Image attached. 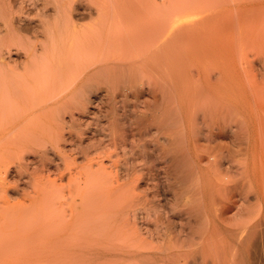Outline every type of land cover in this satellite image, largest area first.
I'll list each match as a JSON object with an SVG mask.
<instances>
[{
    "label": "bare ground",
    "instance_id": "1",
    "mask_svg": "<svg viewBox=\"0 0 264 264\" xmlns=\"http://www.w3.org/2000/svg\"><path fill=\"white\" fill-rule=\"evenodd\" d=\"M21 1L0 0V14L3 15V21H5V33L0 34V59L2 60V52L4 50L10 52L13 48L18 49V47H21L22 45L25 46L27 54L26 59H24L26 60L25 63L22 65L18 64V67L22 66V68H20L22 72L17 77H14V79L12 77V72L19 69L18 68L17 70H14L17 68V66L14 65L13 70H11L12 72L7 69L11 73L10 77L12 78H10V80L5 79V76L4 79L0 78V136L5 133L7 135V132H10L11 130L13 131V129L25 132V134L31 132L33 129V113L35 112L36 107L41 108L40 104L37 102V100L41 99L40 96L39 98L37 97L39 92H43V90H45L46 94H48L52 88L55 90L54 87L58 84L60 85V81L62 83V80L67 76V78L70 77L69 81H66L70 82L69 85L67 84L68 90H72L76 94L79 89L81 90L82 86H80V83L83 77L89 71L96 72L100 68V65H102L101 68H105L109 71V69L114 66V63L116 62L112 63L111 61L113 59L112 54H114V50V55L117 56L115 59H122L118 66L120 65V67H124L123 70L126 66L130 68V64H133V62L136 61V66L134 67H137L138 71L136 70V72L134 69L133 77L130 78V81H132L133 85L136 86L138 94L142 89L141 85L138 84L139 81L137 80L138 78L140 80V76L138 75L139 72L141 75H143V78L147 75V73L150 74L156 72V70L159 71L160 69V72L164 70L161 73L162 75H159L160 72H156L159 75L156 81L153 83L148 81L149 90H147L148 94H150V97H147L146 100L143 101L146 104L145 107L147 112L153 113L154 117H156V120L160 122L161 126L158 128H163L162 131L166 128L165 122L167 123L168 128L165 130V132H169L170 130V133L174 132L173 128H175L176 123L181 125L179 127H182V133L180 137L181 140H178L179 143H177V140H175L176 138H173L174 136L170 137V139L167 137L169 139L167 140L169 145L167 150H163V153L165 155L166 152L164 151H167L169 155V151H172L173 153L170 155L171 158L167 154V156L164 157L162 156L163 153L162 155L160 154L162 151L161 147V151L157 149L160 153H158V151L156 153L160 155L159 158L162 157L161 159L168 157V160H171V165L169 164V161L167 164H169V169L172 170L173 174L171 184L173 191V203H171L172 206L170 205L172 207V216L175 215L177 210L181 209L182 211H179V225L177 226L173 220L170 223L166 220L168 224L166 229L164 228L163 234L161 236L158 232H155V230H152L150 227H147L146 230L142 229L147 232L146 234H148L150 237V239H148L146 234V236L143 235L138 231V228L136 226H134V228L133 225H131L133 228L128 226L130 229L127 228V231H123L120 223L114 216H112V213L110 212L111 208L109 209L110 211L108 210L105 213H98L95 214V216L92 215L93 217H90V215L89 219H86L82 213L81 215L84 218H82V216L80 217V215V218H78V214L75 213V215L71 216L69 220L65 218L64 221L59 220L60 222L58 223V220L56 221L55 219L57 218V215L63 219L64 217L63 215L61 216L59 214V211H57L51 203L49 208H53L52 210H54V212L49 211V214H43L42 212L40 217L36 216V219L33 218V221L29 219L31 222L26 224V221H29L28 219L26 220L27 213H24L26 207L24 210H22V206H17L15 208L16 210L11 208L13 212L10 213L9 211L11 209L8 207L10 206L9 204H6L8 210L3 207L5 206L4 204L3 206L0 204L2 209L4 208V210L0 208V264H35V260L39 259L38 256L41 257L40 259H44L43 250L45 247H47V252L55 250L54 252L52 251L54 254L52 252L50 253L54 255L55 258H60L57 260H61L62 257L63 260H66V257L67 259L70 257L71 259L69 258V261H73L74 258L75 260L76 258H87V256L91 254V248L84 252L86 249V243V246L90 247V243H94L92 245H96L98 242L104 239H109L110 236L119 238V240L123 242L122 244L126 242L125 240H130L133 242L128 246L130 248H133L132 245H135V248L140 247L138 250H142L143 248H149L148 250L151 251L152 249L155 251L159 250L158 252L154 251L155 253H152L154 258H151V255L150 257L148 256L149 254H147V252L150 251L146 250L147 255L140 252L142 253V256L145 254L143 259L148 256L150 261L151 259L153 261L154 259L158 258L157 261L166 259L165 261L170 264L173 262V264H264V0H115V3L111 5H107L103 0H98L94 6L96 12L95 14L98 15V18H95L94 20L96 22L93 23L92 21H89L90 24L88 23V25L85 23L86 26L83 25L85 27L79 31L75 30V24L74 29L72 30L77 33L79 32L80 34L83 33L84 36H81L80 34L78 36L77 33L72 32L71 30L70 31L72 33L69 31L71 33L69 34L73 35L74 37L73 42H78V44H75L77 45V48L74 46L75 49H72L76 52L65 53V51L62 49L65 54H62L63 56L61 58H57L58 60L55 59L56 57L60 56H57V54L56 57L54 56L55 58L52 56V54L50 58H48L49 56L45 57L42 55V57L44 56L45 58H48V61H46L47 59H44L43 57V61H45L44 64H42L43 61L41 62V60L40 62L39 60L36 61V57L32 58L35 55L31 54L33 53L34 47L31 42H33L34 39L33 41H30L29 36L27 37L19 34L20 29L24 30L27 27L25 28L23 25L17 26L15 22H13L14 9L17 7L19 9L18 12H20V10L25 7L22 6ZM63 1L64 0H61V2ZM65 2L68 4L69 1ZM58 6L62 7V5ZM67 6L69 8L71 7L70 5ZM88 7H90V5ZM66 8H64V10ZM69 12L70 11L68 10V13ZM91 14L89 13V15ZM184 14L192 15V17H189L188 15L186 16L188 21L189 18H191V20L188 22V24H186V18H181V20L184 19L186 22L181 23L178 31L172 34V41L168 39V41L170 40L169 42H171L168 43L170 48L167 49V46H159L158 40L156 41V39L159 37V34H162L161 31H164L162 30V27L168 15H170L169 17H171L172 20H174L179 16L183 17ZM71 23H73V21H71ZM81 26L82 24L79 27L82 28ZM62 27L60 32L63 29ZM79 27H76V29H80ZM114 28L115 30L117 29L116 33H114V30H112ZM163 29H165V27ZM1 31L2 30L0 29V33ZM56 31L58 30L56 29ZM58 34L62 36L59 31ZM170 35L168 36L169 38ZM61 36L60 39L68 37V40H70L69 38H71L69 36ZM75 36L78 39H75ZM54 41L57 42L56 39ZM54 41H51V43ZM112 41L113 43H111ZM148 43L152 45L153 43H156V45L159 47L153 51L149 50L151 48L145 49L144 47V51L146 50V52L144 53L142 51L144 54H139V51L142 50L144 44L148 45ZM47 44H49V42ZM47 44L44 46L46 47ZM54 44L52 48L55 51ZM63 45L66 46L65 44ZM179 46L185 48V50L179 48L180 51H185V53L181 51L183 53L181 57L180 55H177ZM48 48L49 47H47V49ZM42 49L45 50V48ZM59 49L61 50V48ZM49 50L47 52H49ZM72 50L70 49V52ZM126 50L130 51L128 52L129 55H127V53L125 58H119L118 54L120 55L121 52L118 53V51L127 52ZM237 54H240V57H244V64L243 66L241 65L242 70H244V76L241 75V77L238 73L240 67L238 66V68V64H235V61H237L235 60ZM31 55L33 56L31 57ZM121 55L124 56L123 54ZM255 57L257 58L254 59ZM257 59L259 60L260 63H258L261 66L253 64V61ZM245 60L250 64L247 62V64H245ZM0 62H3V60ZM129 62L131 63L129 64ZM186 62L190 63L191 66L193 65L192 70L193 73L195 72L196 76H194V74L192 75V71L190 72L192 76H190L192 78H197H194L198 82L196 84H199L197 85L199 88L196 92H191L190 90L187 91L180 85V78L183 77V75L181 76L180 74V70H184V65ZM38 63H41V65ZM244 65L248 66L245 67ZM76 66L81 70H79L77 73L73 72V75L71 70ZM95 68L98 69L94 71ZM133 68L130 69L133 70ZM5 71H3V73H5ZM54 71V74L57 72V77L53 76L54 78H50L49 74ZM9 72L7 75H4L8 77ZM68 75L70 76L68 77ZM137 75L139 76L138 78ZM161 76H163L164 81L168 84L167 89H163L160 87V85H158ZM11 79L13 81H11ZM41 83H45V87L44 84L41 85ZM37 84H40V86H43L44 88L42 87L43 89L41 88V90L39 88L40 86ZM137 85H140L138 86L139 88H137ZM76 87L80 88L77 89ZM57 88L55 93H57ZM64 89H66V87L63 88L62 91H64ZM160 90L161 93L158 94ZM65 92L66 90L62 93L58 92L57 94L59 95L54 98V103L58 102L59 100L63 101L61 99L65 96ZM53 93L51 91V96L55 94ZM68 95H70V97L73 96L69 93ZM193 95H196L195 102L199 101L200 105L202 106V108H200L201 106L198 107V110L200 109L199 112L203 110L201 112L203 113L202 121H198L199 119H195L194 117L193 118L196 121L191 119L192 117L189 109H193L194 106L199 105L192 104L194 103L192 101L195 97H193ZM75 98L72 97L71 100L75 102ZM67 100L70 101V99ZM68 103L69 102L66 104ZM61 104L62 106H66L65 103V105L63 103ZM74 104H76V102ZM70 105L73 107L71 103L67 106L69 107ZM76 105L78 106V104ZM247 106L255 108V112L250 110L251 107L249 108ZM242 107H247L249 109L243 108L242 111ZM194 109L197 110L196 107H194ZM66 111L67 113L69 112L68 110ZM47 112V107L45 109L43 108V110H40L39 116L43 121L47 118ZM248 112L249 115H253L257 112L256 114L258 116H256V114L254 115L256 117L255 119L258 118L257 121L253 119L254 116L252 117V115H248L250 120L253 119L250 121V124L248 123V120L245 119L246 121H244L243 114ZM201 113H199V115ZM235 113L240 114V116L243 115L241 117L243 120H239L240 118L238 119V117H240L239 115H237L236 118ZM232 116L236 118V120L234 118L235 121L232 119ZM258 120L260 122H258ZM243 121L244 124L242 123ZM253 121L258 122L259 124L262 122V127L259 125L257 129L259 130L257 137L254 135L255 128H253V125L256 123ZM245 122L248 124L246 125ZM240 123H242V127L239 125ZM47 125H49V123ZM245 125L247 126V129H245ZM50 127L51 126L49 125L47 129H50ZM40 128L44 127L42 126ZM177 128L178 127H176V129ZM244 129L247 131V135H245L247 138L240 139V134L242 133L241 131L245 132ZM50 130L48 131L49 134L51 133ZM229 132L231 134L230 136H227ZM244 132L242 134L243 137ZM260 132L261 134L259 135ZM159 133L163 134L160 131ZM174 134H176V132H174ZM2 138L4 139V137ZM30 140L31 139H22L18 143L16 141L8 142L5 140L7 143L4 144L5 148H3L8 153L4 152V154L7 153L8 156L11 157L9 153H11L12 150H15L13 148L16 147V144L18 145L20 143L22 147H29ZM243 140H247V142ZM152 141L154 142L153 139ZM241 142L243 145L245 143V149L243 147V149L240 148L243 146L241 145ZM178 146L181 150V153L177 156L176 153ZM131 151H133V149H131ZM240 151H242L243 155ZM240 153L243 156V160L241 162L240 159H242V156H240ZM11 154L13 155V153ZM8 156H4L5 159L3 156H1L3 157L2 160L4 162L8 161L10 159ZM257 157L260 159L263 165L261 166L262 169H259L261 170L259 172L257 168ZM2 160L0 163H3ZM181 162H183V165L179 166V163L181 164ZM127 163L129 164V162ZM130 169L131 168H129V170ZM145 169L147 170V168ZM88 171H90V174L86 171L87 175L85 174V179L88 178V180H91L92 175L97 177L98 174L96 175L95 173H91L92 171L90 168ZM104 171L105 169L99 171V174L102 176L101 178L105 177L106 171L105 173ZM130 171L127 170L126 173H130ZM82 173L84 174V172ZM133 173H131V180H129L130 177H128L129 179L127 178L129 180L128 185L130 183L133 185L132 177L135 178V174L133 175ZM109 176L111 177V175ZM96 177L91 180L92 183H94V188H96L98 185H96L94 182ZM86 181L87 179L85 182ZM50 182V188L48 185L45 191H49L50 194L52 193V195H55L56 192L53 191V188L56 190L54 185L55 182ZM122 182L125 184V181L122 180ZM38 183L39 181L37 182V185ZM89 183L90 181L86 185H89ZM41 185L39 186L42 187ZM125 185V187H127L125 189V193H127L128 190H130L129 188H131V184L127 186L126 182ZM92 187L93 185L90 186L91 189ZM111 187L112 185H110V188ZM114 187L118 188V186H113L110 190L109 187H103V191L101 188H97L96 191L95 189H92L95 193L89 188L91 193L88 192L89 190H86L87 192L85 194L90 195L93 193L95 196L96 192L101 189V195L96 194V196H98L97 201L99 196H101V201L103 202H101L99 199L98 203H104L103 199H106L105 203H107L109 202L108 199H114L113 197H110L112 196L111 194L114 195L115 192L118 193L119 191V189H113ZM133 187L134 186H132V188ZM44 188L46 187L43 185L42 189ZM59 189H61L60 186ZM56 191L57 195L54 196V200L59 199L61 196V190L59 192L58 187ZM58 192L60 194H58ZM119 194H121V192ZM46 195L48 196V193H45V196ZM52 195L48 196L50 197V200H52ZM89 195H87V197ZM48 197H45L44 200H46ZM176 202L180 203H178L179 206L183 205V209L181 208L182 206L175 209ZM101 203L98 205H102ZM112 204L113 200L111 201V205L109 202V204H106V206L108 205L109 207L110 205V207H114ZM92 205L94 204L92 203L91 206ZM86 206L87 205H85V207ZM30 207L34 208L35 206ZM108 207L104 206L105 211L108 209ZM5 210L9 213L5 212ZM31 210L34 209H30V212H32ZM95 211L97 213V210ZM55 212H58V214ZM179 212L177 211V214H179ZM119 213L121 214V211L118 212V214ZM157 213L158 218L161 219L162 215L159 214V212ZM51 214L55 216L53 217ZM42 216L44 217V220L47 219L46 222L43 219V222L41 221L40 218ZM47 216H49V218L51 216V218L48 219ZM119 217L123 219L124 216L121 214ZM119 217H117V219ZM79 219H81V221ZM40 222H42V224L45 222V224L41 226L43 229L40 228ZM77 224H79V226H77ZM30 225H32V227H30ZM80 227H85L83 228L84 232ZM79 230L81 231L80 233L78 232ZM86 230L87 232L91 233L92 237L86 234ZM154 234L155 238H153ZM157 238L160 239V241L157 240ZM151 239H156V243H158V245L155 243V241L153 244ZM49 246H52L55 249L48 248ZM155 248H157V250ZM37 251L40 252L38 253ZM50 253L49 255L51 256ZM38 261L40 263V260ZM150 263L152 262H149L148 264Z\"/></svg>",
    "mask_w": 264,
    "mask_h": 264
},
{
    "label": "rangeland",
    "instance_id": "2",
    "mask_svg": "<svg viewBox=\"0 0 264 264\" xmlns=\"http://www.w3.org/2000/svg\"><path fill=\"white\" fill-rule=\"evenodd\" d=\"M65 1H67V2L69 1L68 4H66ZM97 1L98 0H73V1L72 0L71 1L70 0H64L63 2H61V0H24V1L22 0L21 4H22V6H25V7L22 8L20 10V12H18L19 9L17 7L14 9L13 14L15 16V20H17V21L14 20V16H13V22H15V24L17 26L23 25V27H25V28L27 27L26 28L27 30L26 29H24V30L20 29L19 34H21L23 36H27V37L29 36L30 41H33V39H34V41L31 42V44L34 46L33 47V53H31V54H33V55L35 54L37 56L31 55V57L33 56L32 58L36 57L35 58L36 61L39 60V62H40V60H41V62H42L44 56L45 57L49 56L48 58H50L51 54L53 57L54 56L56 57V54H57V56L58 55H60V56H58L56 58L54 57V58L59 59L63 56L62 54H65L66 52H69V53L76 52L75 50H72V49L77 48L76 47L77 45H75V44H78V42L74 43L75 42V41L73 42L74 37H73V35H70L72 32H75V31H72L74 29V25L76 24L75 30L79 31V30L83 29V27H85L86 24L87 25H88V23L90 24L89 21H92L93 23L96 22L94 20H95V18H98V15L95 14L96 12H95L94 6L97 3ZM103 1L107 5H111V4L115 3V0H103ZM64 2H65V4H64ZM70 2H72V3H70ZM93 2H95V3H93ZM18 4H19V2H18ZM91 4L92 5L94 4V5L92 6ZM58 5H62L63 8L61 6H58ZM63 5L66 6L67 8L64 7ZM67 5H70L71 7L69 8ZM89 5L91 8L88 7ZM58 8H60V9H58ZM64 8H66L65 10L67 13L65 12ZM67 9L70 11L69 13L71 15L68 13ZM89 13L90 14L92 13V14L89 15ZM83 14H85V15H83ZM63 15H65V16H63ZM187 15L188 14H186V15L184 14L183 17L179 16L178 18H176L174 20H172V18L169 17L170 15H168V17L164 21V24L162 27V30H164L165 32L161 31L162 34H159L158 35L159 37L157 36L158 38L156 39V41L158 40L159 46H161V47L167 46V49L170 48L168 43H171L169 41L171 40L172 34H174L178 31L181 23H183V22L185 23L187 21L186 24H188V22L191 20V18H189V21H188V18L186 17ZM188 16L192 17V15H188ZM181 18H184V19L186 18L185 19L186 21L184 19L181 20ZM3 20H4L3 15L0 14V29L2 30L0 34L5 33V30H4L5 21H3ZM69 20L73 21V23H71V21H69ZM70 24L72 27L70 26ZM78 24H79V26L82 24V26H81L82 28H80L78 26ZM186 24H184V25H186ZM83 25H85V26H83ZM61 27L63 29L60 32ZM76 27H79L80 29H78V28L76 29ZM164 27H165V29H163ZM55 28L59 31L60 34H62V36L58 34V31H56ZM65 30H66V33H65ZM112 30H114V33H116L117 29L115 30V28H114ZM63 32L65 33V36L71 37V38H69L70 40H68V37L64 36ZM75 33H77V32H75ZM170 33H171V35H170ZM25 34H27V35H25ZM53 34H54V37H53ZM79 34L80 33L78 32L77 35L79 36ZM82 34H80V35L84 36V34L83 35ZM169 35H170V38L168 37ZM46 36H47V39H46ZM60 36L65 37L64 39L61 38L64 41H62L60 39ZM55 39L57 42L54 41ZM75 39H78V38H76V36H75ZM168 39H170V40L168 41ZM44 40H45L46 44L49 42V44H47L46 47L44 46V45H46ZM46 40H48V41H46ZM51 41H54V42L51 43ZM60 41H62V42L59 43ZM67 41L69 42V44ZM77 41H79V40H77ZM156 41H154V42H156ZM111 43H113V41ZM53 44H54L55 51L52 48ZM63 44H65L66 46H64ZM36 45H37V47H36ZM49 45H51V46H49ZM153 45L150 43H148V45L144 44L142 50L139 51V54L146 52V50L144 51V47H145V49L151 48V49H149L150 51H153V50L157 49V47H159L156 45V43H153ZM41 46H42V48H45V50H43L41 48ZM55 46L58 48H56ZM74 46H75V48H74ZM47 47H49V48L47 49ZM152 47H154V48H152ZM59 48H61V50L63 49L65 51V53L63 52V50L61 51ZM179 48L184 49V50H185V48H182L180 46L178 47V50H177L178 54L177 55H180V57H181V55L183 54L182 52L185 53V51L181 50L182 51L181 52ZM18 49H14L13 51L11 50L10 52H7L4 50L2 52L3 62H0V65H1L0 66V70H1L0 71V75H1L0 78L1 79H4V76H5V79H7V80L8 79L10 80V78H12V77L14 79V77H17L22 72V70L20 69V68H22V66H20V67H18V66L24 64L26 61V60H24L27 57L26 48H25V46L22 45L21 47H18ZM46 49H47V51L50 49L49 52H47ZM58 49H59V51H58ZM70 49L72 50L71 52H70ZM50 51H51V53H50ZM179 51H180V53H179ZM41 52H42V54H41ZM119 52H121V54L124 55V56H122L120 54L121 55L120 56L118 54L119 58H122V57L125 58L126 54L130 51H127V52L118 51V53ZM114 54H115V50H114ZM114 54H112L113 59L111 61H112V63H114V62L117 63V64L114 63L115 67L113 66L114 68L112 67L111 68L112 70L109 69V71H108L105 68H101L102 65H100L101 69L99 67H98L99 69L98 68L94 69V71L96 69H98L96 72L89 71L87 73L89 75L86 74L83 77V79L80 83V86H82V87H81V90L79 89L76 92L77 95L75 94L74 91L68 90V85L70 82H66V81H69L70 75H68L69 78H67V76H66V78H64L62 80V83L60 81V85L58 84L54 87L55 90L58 87L57 91H56L57 93L58 92L62 93L66 90V92H65L66 97L64 96L63 97L64 99L63 98L61 99L63 101L59 100L60 102L58 101V102L54 103V101H55L54 98L57 97V95H59V94L55 93V90H53V88L51 89L52 93L53 92L55 93V94L53 93L54 94L53 96H51V91L48 94H46L45 90H43V92L42 91L39 92L37 97L39 98V96H40V98L42 100L39 99V100H37V102L40 104L41 108L36 107V110L33 113V122H32L33 129L31 132L25 134V132H22L20 130H18V131H20V132H18L16 129H15L16 131L13 129V131L12 130L10 132L8 131L9 133L7 132V135L5 133L2 136H0V141H1L0 142V155L2 154L1 156H3V157L8 156V154H7L8 152L5 151V149H4L5 148L4 144H6L7 141L8 142L9 141H11V142L16 141L18 143L22 139H31L29 147H22L19 143L18 145H20V146H18L16 144V147L13 148L15 150H12V152L8 150L9 152L13 153V155L11 153H9L11 155V157L8 156V157H10V159L8 161L4 162L2 160L3 157L0 156V159L3 161V163H0V199H1L0 204H2V206L4 204L5 205V206H3L4 208L7 209L6 204H9L10 206H8V207L10 209L12 208L13 210L17 206L18 207L22 206L23 207L22 210H24V208L26 207L25 212H24V213H27V215L25 214L26 220L31 219L33 221L34 219H36L35 218L36 216L40 217L42 212H43V214H45V213L49 214L50 212H54V210H52L53 208H49L51 206V203H52V206H54L56 208V210L59 211V214L61 216L63 215V217H64V219H63V218H60L59 215H57V218H55V219H56V221L58 220L57 221L58 223L60 222L59 220L64 221L65 218L69 220L71 216L75 215V213L78 214L77 215L78 218H80L82 216L81 215V213H82L84 215V217H86V219H89L90 217L95 216V214L103 213V212L105 213L111 208V211L110 210L109 211L112 213V216H114L116 218V220L120 223V225L123 228V231H127L128 229H130L132 227L131 225H133V227L136 226L138 228V231L141 232L143 235H145L147 233L144 230H146L147 227L148 228L150 227V228H152V230L154 229L155 232H158L159 235L161 236L163 234L164 228L166 229L168 222L170 223L172 220L175 222V224L177 226L179 225V219L178 218H179L180 212L182 210L178 208L179 210H177V211L178 212L180 211V212H179V214H177V211H176L175 212L176 216L175 215L172 216V212H171L172 211V207H171L172 204L171 203H173L172 202L173 191H172V186H171L173 174H172V170L169 169L170 168L169 164L171 165V160L169 161L168 157L164 158V159L167 158L166 159L167 161L164 159H161L162 157L159 158L160 155L156 154V153L158 150L159 151L162 150L161 153L158 151V153H160L162 155L163 150L168 149L169 144H168L167 140H169L170 137H172V136H174L173 138H176L175 140H177V143H179L178 140H181L180 137H181V133H182V127H179L181 125L176 123L175 128H173L174 132H176V134H174V132H171L172 133L171 134L170 133L171 130L169 132L168 131L165 132V130L168 129L167 123L165 122L166 128H165V130L162 131L163 128H161V129L158 128L159 126H161L160 122L158 120H156V117H154L153 113L147 112L146 107H145L146 104L144 102L147 97H150V94H148V90H149L148 81L150 83H153L154 81H156L157 77H159V75L164 70L161 72H160L161 69L159 71L156 70L157 73L160 72L159 75L156 72L152 71L153 73H150V74L147 73V75L144 76L143 78H142L143 75H141V73L139 72L138 75L140 76V80L138 78L139 77L138 75H137V78H138L137 80L139 81L138 84L141 85L142 89H141V92L139 91L140 93L138 94L136 86L133 85L132 81H130V78L133 77L134 69H135V71L136 70L138 71V68L134 67V66H136V63H135L136 61L133 62V64L131 62H129V64L131 63L130 68L134 67L133 70L127 66L123 70L124 67L122 68V67H120V65L118 66V64L122 61V59L121 60L115 59V57L117 58V56ZM42 55H44V56L42 57ZM127 55H129V53ZM239 55L240 54L236 55L237 58L235 57V60H237V61H235V60L234 61L236 62L235 63L236 65L238 64L237 67L238 66L240 67V69L238 70L239 71L238 73L240 74V77H241V75L244 76V70H242V67H241V65L243 66V64H244V61H243L244 57L241 56L242 57L241 58ZM45 57H44V59H47L46 61H48V58H45ZM53 57H51V58H53ZM238 58H241L242 60L238 59ZM256 58L257 57H255L254 59H256ZM2 60L0 59V61H2ZM257 60L253 61V64L259 66L260 62H259V60L258 61ZM240 61H243V62H240ZM44 62L45 61H43L42 64H44ZM246 62L247 61L245 60V64L249 63V62H247V63ZM14 65L17 66V68L14 70H17L18 68L19 69L17 71L12 72L11 70H13ZM39 65H41V63ZM132 65H133V67H132ZM184 66H185L184 70L183 71L180 70L181 76L183 75V77L180 78V80H181L180 85L183 89H185L187 91L190 90L191 92H196L197 89L199 88V86H197V85H199V84H196L198 82H197V80H195L197 78L194 77L196 75H195V72L193 73V70H192L193 65L191 66L190 63L186 62ZM244 66L247 67L248 65H244ZM1 68H3V69H1ZM7 69L13 73L12 77H10L11 73ZM79 70H81V69H79V67L76 66L75 68H73L71 70V72L77 73V72H79ZM3 71H5V73H3ZM8 72H9V74L7 77L6 75ZM190 72L192 73V75L194 74L193 77L195 79L191 77L192 75ZM54 73H55V71L51 72V74H49L50 78H54L55 76L57 77V75H56L57 72H56V74H54ZM4 74H6V75H4ZM135 74H137V73H135ZM164 74H165V72H164ZM73 75H74V73H73ZM88 76H89V78H88ZM90 79H92V80H90ZM93 80H95V81H93ZM11 81H13V80L11 79ZM143 82H144V84H143ZM38 83H40V82H38ZM42 84H44V87H45V83H41V85ZM37 85L40 86V84H37ZM140 85H137V88H139L138 86H140ZM158 85H160V87L163 89L168 88V84L164 81L163 76H161V79H160ZM42 87L40 86L39 88L41 89ZM65 87H66V89H64V91H62V89ZM76 88L78 89L80 87H76ZM60 89H61V91H60ZM134 92L136 93V95ZM68 93L72 94L73 98H75V97L78 98V99L75 98L76 99L75 102H76V104H78V106L76 104H74L75 102L71 100L72 97H70V95H68ZM160 93H161V90L159 91L158 94H160ZM41 95H46V96H41ZM48 95H50V96H48ZM193 97L194 98H193L192 102H194V103H192V104L193 105L199 104V105L194 106V107H196L197 110H195L194 107H193V109L191 108L192 110L189 109L190 113H191V117H192L191 119L197 118V119H199L198 121H200V120L202 121L203 120V118H202L203 113H201V112L203 110H201V112H199L200 109L198 110V107L201 105H200L199 101L195 102L196 101V99H195L196 95H193ZM66 98L70 99V101L67 100ZM75 99H73V100H75ZM67 102H69L68 104L71 103L72 106L74 104V106L71 107V105H70L68 107L67 106L68 104H66ZM61 103H63V104L65 103L67 107L62 106ZM191 105H190V107H191ZM46 107L48 108L47 118H46V120L43 121L40 118L39 114H40V110H43V108L45 109ZM56 107H57V110H56ZM62 107H64V108H62ZM247 107L250 108L251 106H247ZM247 107H242L241 110L243 111V108H247ZM65 108H66V110L69 111L68 113L65 110ZM200 108H202V106ZM249 108H247V109H249ZM252 108L253 107H251L250 110H253V112H255V110H254L255 108H253V109ZM49 110H51V111H49ZM198 112L201 114L199 115ZM50 113H52V114H50ZM239 113H241V112H239ZM250 113H252V112H250ZM255 114L249 115V112H248L246 114H243L244 116L243 115L242 116L244 118V121L248 120V123L250 124V121H252L253 119L256 118L254 116ZM237 115L240 116V114H236L235 117ZM248 115L249 116L252 115V117L254 116L253 119L251 118L252 120H250ZM242 116L238 117V119L240 118L239 120H243V118H241ZM256 116H258V115L256 114ZM199 117L202 119H200ZM235 117L232 116V119L234 120ZM236 118H235V120H236ZM157 119H158V117H157ZM257 119H255V120L257 121ZM143 120H145V121H143ZM244 121L242 122L243 124H244ZM46 122H47V124L49 123V125L51 126L50 127L51 130L49 128L47 129V127H49V125H47ZM258 122H260V121L258 120ZM258 122H254V123H256L254 125L255 126L257 125L256 127L253 125V128H255V130H254L255 137L258 136V132H259V130H257L258 126L262 124V122H261V124H259ZM233 123H235V122H233ZM242 123L239 124L241 127H242ZM245 123H246V125L248 124L247 122H245ZM246 125H245V129H247ZM42 126L44 128H40ZM176 127H178L179 129L178 128L176 129ZM260 127H262V125ZM243 128H242V130H243ZM49 130L51 131L50 134L48 133ZM158 130L160 132H162L163 134H160ZM156 131H158V132H156ZM241 132L242 133L240 134V139L241 138L246 139L247 136L245 137V135H247V133H246L247 131L245 130V132L244 131H241ZM243 132H244V137L242 135ZM230 134L231 133L229 132L227 136H230ZM260 134H261V132L259 133V135ZM2 137H4V139ZM8 138H9V140H8ZM152 139L154 140V142L152 141ZM5 140H7V141H5ZM240 141H242V140H240ZM243 141H245V140H243ZM245 142H247V140ZM1 143H3V144H1ZM241 145H243V143ZM244 145H245V143H244ZM244 145L241 146L240 148H242V147L244 148ZM160 147H161V150H160ZM16 149H18V150H16ZM131 149H133V151H131ZM242 149H240V150H242ZM4 152H7V153H5L7 155H5ZM164 152H166V153H165V155L163 153V155H162L163 157L168 155L167 151H164ZM240 152L242 153V151H240ZM172 153H173L172 151L171 152L169 151L168 156L172 155ZM180 153H181V150L178 146L177 153H176L177 156ZM241 153H240V156L243 155V153H242V155H241ZM244 153H245V151H244ZM5 157H4V159H5ZM170 158H171V156H170ZM1 160H0V162H1ZM125 160H126V162H125ZM242 160H243V156H242V159H240V162ZM257 160L259 162V163L257 162V168H258V172H259V171H261L259 169H262L261 166H263V165H262V162L260 161V159H258V157H257ZM127 162H129L130 166H132V167H130ZM167 163H169V164H167ZM182 163L183 162H181V164L179 163V166L183 165ZM126 165H128V166H126ZM167 165H168V167H167ZM88 167L91 169V171H92L91 173H93V174L95 173L96 175L97 174L99 175V176L97 175V177L92 175V177H91L92 179L96 177V180H94L95 184L96 185L98 184L96 188H94V183H92L91 178H90L91 180H88V178H86L87 181L85 182V180H86L85 176L87 175L86 171H87V173L90 172V171H88V169H89ZM126 167H128V168H126ZM129 168H131L130 170H132V171H130ZM145 168H147V170ZM152 168H154V169H152ZM166 168L169 170H167ZM103 169H105L106 173L104 171L105 177L101 178L102 176L99 174V171L103 170ZM126 169L128 171H130V173L127 174ZM82 172H84V174ZM131 173H133V175L135 174L134 175L135 178L132 177L133 185H132V183H130L131 184L130 187L132 188V186H134L135 188L134 187L132 189L129 188L130 190H128V192H127L128 194H127V193H125V189L127 188V187H125L126 186L125 184L127 182V186L130 185V184L128 185V182H129V180H131V175H132ZM109 175H111V177ZM128 177H130V179ZM97 178H98V180H97ZM125 178H126V180H125ZM136 178H138V179H136ZM74 179H76V180H74ZM122 180L125 181V184L122 182ZM38 181L40 184L38 183V185H37ZM50 181H52V183H54V182L56 183V184L54 183L56 190H57V187H58L59 192L61 190V192H60L61 196L58 195V196H60L59 199H55V200L53 199L54 196L57 195V191L55 190V188H53L54 189L53 191L56 192L55 195H52V193L50 194L48 190H47L48 192L45 191V189H47V186L49 185V183H51ZM89 181H90L89 185H86ZM39 185H41L42 187H40ZM43 185L46 188L42 189ZM92 185H93L92 189L93 190L95 189V191L97 188H101L103 191V187L104 188L105 187L110 188V185H112V187L118 186V188H115V187L113 188L115 190L119 189L118 193L115 192L114 195L111 194L112 196H110V197L114 198V199H112L113 200L112 205H114V207H112V206L110 207L111 201H112L111 198L108 199L110 202L109 207H108V205L106 206V204H109V202L105 203L106 199H103L104 203H101V202H103V201H101V196H99V199L101 201L100 203L103 206L98 205L100 203H98L99 199L97 201L98 196H96V194L101 195L100 194L101 189L96 192L95 196L92 193V194H90L91 196L89 194H87V195H89L87 197V195L85 193L88 190H89L88 192L91 193L90 186H92ZM59 186L61 189H59ZM73 186H74V188H73ZM98 186H102V187H98ZM48 187L50 188V185ZM112 187L110 188V190L112 189ZM51 189H52V187H51ZM76 191H77V193H76ZM44 192L46 194L48 193V196L52 195L53 196L52 200H50V197H48L47 195L45 196ZM50 192H52V191H50ZM59 192H58V194H60ZM120 192H121V194H119ZM36 193H37V195H36ZM80 193H82V194H80ZM112 193H114V192H112ZM131 195H132V197H131ZM126 196L129 198H127ZM45 197H48V198L46 200H44ZM56 198H58V197H56ZM79 200H80V202H79ZM93 200H94V202H93ZM84 201H85V204H84ZM3 202H5V203H3ZM44 202H45V204H44ZM92 203L94 205L91 206ZM96 203H97V205H96ZM178 203L179 202H176L175 209L177 207H181V206H182L181 208L183 209V205L179 206ZM85 205H87V206L85 207ZM88 205H90V206H88ZM2 206L0 207L1 209H2ZM30 206H33V207L35 206V207L32 208ZM97 206H101V207H97ZM104 206L108 207V209L106 211H105ZM4 208L2 210H4ZM29 208L34 209V210H31L32 212H30ZM98 208H99V210L101 208V210H100L101 212L98 210ZM12 209L9 211L10 213L13 212ZM95 210H97V213ZM120 211H121V214L124 216L123 219L119 217V215H121V214L120 213L118 214V212H120ZM5 212H8V211L5 210ZM157 212H159V214L162 215L161 219L158 218ZM56 214H58V212ZM117 214H118V216H117ZM29 215H30V218H29ZM51 215L53 217L55 216L53 214H51ZM79 215H80V217H79ZM42 217L40 219L43 222L44 217L43 218ZM84 217L82 216V218H84ZM117 217H119V218L117 219ZM47 218L50 219L51 216H50V218H49V216H47ZM169 219H170V221H169ZM38 220H39V218H38ZM79 220L81 221V219H79ZM44 221L46 222L47 219ZM30 222H31L30 220L26 221V224H28ZM42 222H40V228H41V226H43L45 224V222L43 224H42ZM124 222H126L127 224ZM150 224H151V226H150ZM77 226H79V224H77ZM30 227H32V225H30ZM86 227H88V226H86ZM83 228H85V227H83ZM83 228H81V229L83 230ZM137 228H136V230H137ZM41 229H43V228H41ZM142 229H144V230H142ZM78 232L80 233L81 231L79 230ZM83 232H84V230H83ZM86 234H88L92 237L91 233L87 232V230H86ZM146 235L148 236V234H146ZM153 238H155V234H154ZM148 239H150L149 236H148ZM157 240L160 241V239H158V238H157ZM125 241H126L125 243L127 245L125 243L122 244L123 242H121V240H119V238H117L115 236H110L109 239H104V240L98 242L96 245H92L94 243H92V244L88 243L89 245H91L90 247L86 246L87 245V243H86V245H85L86 249L84 250V252L91 248L90 249L91 254H89V256H87V258H85V257L82 259L76 258V260L74 258V260L72 259L73 261L68 260L70 257L68 259L66 257V260L65 259L63 260V257L61 260H57L59 257L55 258L54 255H52L50 253L53 250H51L50 252H47V247H45V249L43 250L44 259H40L41 257L38 256L39 259L35 260V264L39 263L38 260H40L39 264H129V263L130 264H148L149 262H152L150 264L168 263L167 261H165L166 259H164V260L162 259L163 260L162 263H161L162 260L157 261V259H158L157 257H155L157 259L153 260L154 262L152 261V259H151V261L149 260L150 255H151V258L153 257L152 253L159 251V250H157V248H155L157 251H155L154 249H152V251L148 250L149 248H143L142 250L141 249L138 250L140 247L135 248L136 246L134 245L135 246L134 247L132 244L131 245L133 248L128 247L130 245V243H133V242H131L130 240H125ZM128 241H130V242H128ZM154 241L156 243V239L152 240L153 244H154ZM156 244L158 245V243H156ZM156 244H155V247H156ZM48 248L55 249L52 246L51 247L49 246ZM153 248H154V246H153ZM108 249H109V251H108ZM131 250H133V251H131ZM135 250H136V252H135ZM146 250L150 251V252H147V254H149L148 255L149 257L146 256V258L143 259V256L145 257V254H146ZM48 251H49V249H48ZM140 252L145 253V254H143V256H142V253H140ZM49 253L51 254V256L49 255ZM136 253H138V254H136ZM47 254L49 255V257ZM134 257L139 263L134 259ZM41 260L44 262H42ZM64 261H69V262H64ZM146 261H149V262H146ZM173 263H171V264H173ZM168 264H170V263H168Z\"/></svg>",
    "mask_w": 264,
    "mask_h": 264
}]
</instances>
